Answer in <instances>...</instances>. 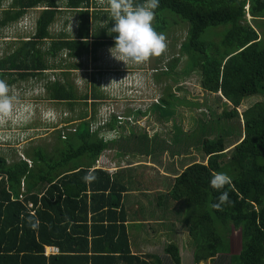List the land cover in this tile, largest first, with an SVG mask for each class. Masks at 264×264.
Masks as SVG:
<instances>
[{"label": "trees", "instance_id": "16d2710c", "mask_svg": "<svg viewBox=\"0 0 264 264\" xmlns=\"http://www.w3.org/2000/svg\"><path fill=\"white\" fill-rule=\"evenodd\" d=\"M6 1L0 27L18 21L30 9H42L35 19L34 34L20 38L14 50L2 52L0 79L13 85L40 77L51 68L64 69L65 80L48 79L43 84L47 98L65 102L70 109L78 100L84 105L90 100L91 113L86 108L72 116L69 120L78 122L74 130L63 136L57 131L51 151L42 146L24 149L30 163L20 157L7 162L0 154V264H149L130 251L122 201L126 186L116 175L96 167L107 143L99 129L92 130L89 124L95 120L94 102L102 94L93 84L89 92H76L66 74L78 65L57 61L63 52L78 58L115 43L116 34L109 33L114 22L107 3L64 0L63 7L76 13V27L68 33L73 37L60 32L49 38V26L61 11L58 0H0V5ZM144 2L135 0L136 4ZM246 6L251 20L246 17ZM99 21H105L104 25ZM178 22L187 25L180 53L187 56L188 67L199 70L201 87L225 99V110L218 119L234 118L240 133L228 150V133L206 135L219 120L201 139L193 134L174 136L172 154L189 155L188 148L197 145L204 159L187 162L188 156H182L180 170H173V183L160 199L183 203L182 222L195 245V262L228 254V264H264V101L241 112L237 109L244 98L264 88V0H160L154 29L165 34ZM219 26L224 28L214 30L217 41L202 37L206 29ZM174 65L162 72L170 75ZM173 96L170 93L162 100L167 117L173 114ZM111 119L108 129L114 124ZM165 146L170 147L152 145L147 153L156 158ZM90 168L96 179L85 183ZM213 173H225L232 179L231 186L221 190L228 192L232 202L223 211L212 207L221 194L210 184ZM235 230H239L240 241L232 235ZM45 246H55L58 252L46 255ZM164 250L170 263H180L175 244H167Z\"/></svg>", "mask_w": 264, "mask_h": 264}, {"label": "rangeland", "instance_id": "374dc122", "mask_svg": "<svg viewBox=\"0 0 264 264\" xmlns=\"http://www.w3.org/2000/svg\"><path fill=\"white\" fill-rule=\"evenodd\" d=\"M64 2V0H58L61 11L56 14L53 23L49 26V38L57 36L60 32L66 34L65 36L73 37V34L69 35L68 32L73 31L76 27V13L65 9L63 7ZM7 5L8 1L3 2L0 5V11ZM41 9V6L30 9L18 21L8 26L0 27V56L6 51L14 50L18 46L20 38H27L34 34L35 19ZM104 23L105 21H99L100 25H104ZM14 26H16L15 29ZM223 28V26L208 28L202 33V37L206 39L216 38L214 30L222 32ZM186 33L187 25L185 23H173L164 34L166 36L165 51L160 56L152 57L149 61L141 64L132 61L125 63L116 59L110 52L115 43L99 48L94 54H83L78 58L67 57L65 52L60 53L57 61L61 59L63 64L75 62L78 65L77 69L69 70L66 74L68 81L76 92H89L93 84L95 90L102 94L99 99L95 100V102L93 101L96 105L95 120L91 121L89 126L92 130L99 129L100 132H103V134L101 133L103 140L107 143L105 151L103 150L104 152L134 156L139 155L136 151L141 150V155H148L147 150L152 145L158 149L163 148L164 145H170V147L165 146L161 154H157L155 150L157 154L155 161L165 156L166 164L173 166L179 171L181 167L179 160L182 156L183 158L188 156L186 159L189 158L187 161L189 162L192 160L203 161L204 155L197 145H191L188 148L189 155L179 152L178 154L180 155L177 156L176 161V154H172L174 147H176L173 144V137L180 134H189V136L193 134V137L195 135V137L201 139L203 138V133L207 132L209 127L215 125L214 121L217 120H219V125H215L213 132H208L206 135L213 137L219 134L218 131H223V133H228L226 135V146L228 147L226 150L235 144L240 133L237 121L234 118L218 119L220 113L225 110L222 104L225 99L218 93L207 92L201 87L199 70L188 67L187 56L180 53V45L185 40ZM262 37L264 38V36ZM218 39L219 37L212 40L217 41ZM113 51L114 54L118 55L115 50ZM175 58H177L176 61ZM171 63L175 64L174 68L170 75H165L162 71L169 69V64ZM63 71L65 70L51 68L46 70L40 77L18 81L11 87L13 92L17 93L16 95L19 99L18 107L20 109L17 108L15 122L8 121L0 125V154L5 157L7 162L18 160L19 157L30 162L24 154V149L34 146H42L46 151H51L57 142V131L61 130V135L63 136L65 132L73 131L78 123L77 121L67 123H63V120L62 122L58 121V116L63 113H66L67 120L72 116H76L79 112L85 111L86 108L90 114V100L87 105H84L83 101L78 100L74 102L73 108L70 109L68 108L70 105L65 102L53 101L47 98L43 84L48 79L51 81L54 79L65 80ZM261 91L259 94L244 98L238 107V112H241L256 101H264V88ZM170 93L174 95L170 99L173 101V114L167 117L162 100L166 99ZM49 111L54 114V120L44 118L43 114ZM110 112H114L111 117L108 116ZM105 119L108 121L111 119L114 122L112 128L109 127L108 129L106 125L103 126ZM54 121H57V123ZM107 133H111L113 136L108 135L111 137L106 140L104 135ZM191 139L193 140V138ZM15 140L17 141L14 142ZM155 165L156 170L161 167L157 163ZM156 170L152 171V176L156 174ZM161 172H164V170L161 169L160 172H157V187L159 191L150 193V201L155 203L156 196H159L162 204L149 206L152 207L151 212L155 217L147 216L155 219L153 227L160 225V227H167V232L164 235L156 233V239L160 242L158 249L162 251L167 243H175L177 249L181 251V253L178 251L180 263L194 264L195 245L182 222L183 203L180 201L175 202L172 207L169 205V209V201L163 196L160 199V196L169 189L164 186L167 183V178L172 179L171 175L173 174L166 175V178L163 179L164 176L162 175L164 174ZM159 173H161V177H159ZM119 175L120 178L123 177L127 184L131 181L128 185L130 187L128 192L132 194L128 195L125 208L127 211L129 209L128 213L137 214L139 208L135 207V203L139 202V199L135 191L138 187H143L144 182L149 188H155L156 181L152 179L148 183L147 179L143 180L140 170L135 168L129 170L128 173L122 170ZM161 179H163L162 182L164 184L160 183L159 180ZM23 190L24 188H22ZM140 191L143 192L142 189ZM175 215L177 221L172 218ZM137 217L140 218L141 216ZM170 222H173V224ZM169 227H173L174 232L170 231ZM132 228L130 227V229ZM238 231L235 230L232 235L240 241ZM135 232H138V230H135ZM158 256L161 259V252L158 253ZM164 256H162L163 264H168L169 257ZM225 257H228V254H219L210 264H221V262L222 264H228V259ZM202 263L208 264L207 260H203Z\"/></svg>", "mask_w": 264, "mask_h": 264}, {"label": "clouds", "instance_id": "9594fccd", "mask_svg": "<svg viewBox=\"0 0 264 264\" xmlns=\"http://www.w3.org/2000/svg\"><path fill=\"white\" fill-rule=\"evenodd\" d=\"M96 1L101 4L107 3L109 14L114 22L109 33L116 34L115 45L110 49V52L116 59L124 61L125 63L132 61L141 64L149 61L152 57L160 56L165 51L166 36L163 33H158L153 27L155 9L159 7L160 0H145L142 4H136L135 0ZM246 17L247 19L251 18L247 11V6ZM113 50L118 55L114 54ZM13 85H9L5 80L0 79V125L8 121L15 122L17 108L20 109L18 107L19 99L16 95L17 93H14L11 88ZM111 114L114 115V112H110L108 116L111 117ZM43 115L47 120L55 119L54 114L50 111L45 112ZM58 119L60 122L63 120V123L74 122L69 119L67 120L66 113L58 116ZM54 122L57 123V121ZM109 138L104 137L106 140ZM83 179L85 183L95 181V170L88 169ZM210 184L221 193L217 198V202L212 207L218 211H223V206L231 204L232 202L229 199L228 192L221 190L225 189V186H231L232 179L225 173H213ZM32 227L35 228L37 225L33 224Z\"/></svg>", "mask_w": 264, "mask_h": 264}, {"label": "crops", "instance_id": "0c3cea01", "mask_svg": "<svg viewBox=\"0 0 264 264\" xmlns=\"http://www.w3.org/2000/svg\"><path fill=\"white\" fill-rule=\"evenodd\" d=\"M96 110V108H95ZM91 113V110H90ZM89 114V113H88ZM121 115V114H120ZM103 118V117H102ZM106 118V117H105ZM103 120V119H102ZM108 122L107 119L104 120V125H106V123ZM103 134V132H101ZM101 134V135H102ZM111 135L113 136L111 133H107L104 135V137H111L108 136ZM102 139H103V135H102ZM17 140H15L14 142H16ZM17 144V143H16ZM114 150V149H113ZM105 151V150H104ZM102 151V153L99 155L97 161H96V167H101L103 170H106L111 176L112 175H116L117 179L119 182H121L123 185L126 186V191L123 193V204L125 206V204H127L128 201V195L132 194L129 191V184L131 183V181H129V183L127 184V182L124 181L123 177H119L121 174V171H128L131 169H137L140 170V174L144 179L148 180V183L154 179L156 181L154 187L155 188H149L148 185L145 184L144 182V186L143 187H138V189L135 191V194H138V199L139 202L135 203V207L139 208L137 211V214H133L132 212H129V209L127 211V217H126V228H127V233L129 236V245H130V251L132 254L138 255L139 257H141L142 259H144L145 261H147L149 264H163V260H162V256L165 255L164 257H168V253L165 252V246L167 244H170L172 242L167 243L162 251H159L158 247L160 245V242L157 241L156 237L157 234L160 235H164L167 232V227H160V226H156L153 227V223L155 219L152 218H148L149 217H155L153 215V213L151 212L152 207L149 206H155L158 205L159 203V196H156V202L155 203H151L152 201H150V193H153L155 191H159L158 186V179H157V172H160L161 169L164 170V172H161L163 179L166 178V175H171V173L173 175H171L172 179L167 178V183L164 184L162 181L163 179L159 180L160 183L164 184V186L170 188L171 184L173 183V177L175 176L176 171L175 168H173V166H168V164H166V157L162 156V159H158V161L153 158L152 156H150V154L148 155H141L140 152L136 151V153H138L139 155H119L114 153V154H109ZM104 152V153H103ZM135 153V154H136ZM176 157V161H177V156ZM155 163L161 165V167H158L156 170V165ZM156 170V174L154 176H152L151 173H153L152 171ZM166 170V172H165ZM161 173H159V177H161ZM129 176V175H128ZM153 177V178H152ZM129 179H131L130 177H128ZM147 182V181H146ZM143 190L140 191V190ZM169 190V189H168ZM168 190L166 191V193L168 192ZM159 193H163V192H159ZM165 194V193H163ZM158 199V201H157ZM177 201H172L169 200L168 203V208L170 209V206L172 207V204ZM137 216H141L140 218ZM174 221H177V217L176 215L174 217ZM160 220H162L160 218ZM173 221V222H174ZM163 222V221H162ZM173 222H170L171 224H173ZM162 224V223H161ZM130 227H133L132 229H130ZM173 227H169L170 231H173L174 229H172ZM135 230H138V232H135ZM174 232V231H173ZM189 235V234H188ZM175 244V243H173ZM180 251V250H178ZM161 252V259L159 258L160 256H158V253ZM181 253V251H180ZM179 254V253H178ZM180 257V255H179ZM194 260V259H193ZM168 264H170V259L168 258ZM203 261V260H202ZM202 261H199L198 263L195 262L194 264H203ZM181 262V261H180ZM208 264H210V260L207 259ZM172 264V263H171ZM181 264V263H179Z\"/></svg>", "mask_w": 264, "mask_h": 264}, {"label": "built area", "instance_id": "2783aa9c", "mask_svg": "<svg viewBox=\"0 0 264 264\" xmlns=\"http://www.w3.org/2000/svg\"><path fill=\"white\" fill-rule=\"evenodd\" d=\"M74 130V129H73ZM28 162V161H27ZM28 163H30V162H28ZM21 197V196H20ZM29 206L31 207V204L29 203ZM58 252V249H57V247H55V246H45L44 247V253L46 254V255H49V254H55V253H57Z\"/></svg>", "mask_w": 264, "mask_h": 264}]
</instances>
